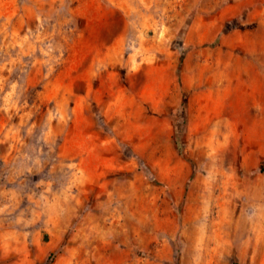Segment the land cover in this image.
I'll list each match as a JSON object with an SVG mask.
<instances>
[{"label":"rangeland","instance_id":"374dc122","mask_svg":"<svg viewBox=\"0 0 264 264\" xmlns=\"http://www.w3.org/2000/svg\"><path fill=\"white\" fill-rule=\"evenodd\" d=\"M1 42L0 264H264V0H0Z\"/></svg>","mask_w":264,"mask_h":264},{"label":"crops","instance_id":"0c3cea01","mask_svg":"<svg viewBox=\"0 0 264 264\" xmlns=\"http://www.w3.org/2000/svg\"><path fill=\"white\" fill-rule=\"evenodd\" d=\"M114 39H115V36L113 37L112 40H114ZM8 45H9V42L7 44H5L4 42H1L0 43V51L3 50L4 47L5 46H8ZM33 63L35 65V62H33ZM11 67H12V64H11V61L10 60L3 59L1 61V63H0V68L1 69H4L5 68L8 71V70L11 69ZM36 72H37V68H36V65H35L33 67V69H31V72L28 74V76L26 78V82L28 84H31L32 82H34V79L36 77ZM106 73H109V71L108 72H104V74H106ZM8 75H9L8 73H0V79L2 77L3 78L4 77L5 78H8L9 77ZM77 81L84 82L88 86L89 83H90V79L88 77H85V78H82V80H81V76H78V75L76 77L74 76V77L69 78V80L67 81V90H69V92L73 93V96H75V97H78L79 96L78 95L79 93L77 94V93L74 92V85H75V83H77ZM100 83L101 84L105 83V80L102 77H100ZM87 88H89V87H87ZM45 96L46 97H49V98H52L53 97V95L49 91L47 92V94H45ZM4 97H12L11 91H5ZM11 107L12 106H9V105L8 106H6V105L1 106L0 107V114L1 115H9V114H12L14 110H12ZM21 110H23V109H21ZM25 110L31 111L32 108L30 107L29 109H25ZM13 127H14V124H11V125L9 124L8 127L6 128V133H5L4 138L0 139V142H5L7 144L6 146L8 148H10V152H11V149L13 147H16L17 146V141L12 140L11 139V135H10V132H11V130H13ZM15 157L16 156L11 155L10 153L2 154L1 155V159L3 161H5L8 165H10V164H12L14 162ZM9 170H10V172H13V171L16 170V167H14V165H12V167Z\"/></svg>","mask_w":264,"mask_h":264}]
</instances>
